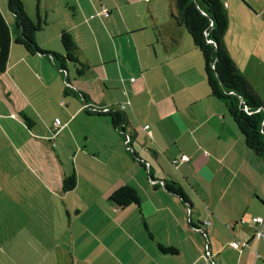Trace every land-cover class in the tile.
I'll list each match as a JSON object with an SVG mask.
<instances>
[{
    "label": "crops",
    "instance_id": "1",
    "mask_svg": "<svg viewBox=\"0 0 264 264\" xmlns=\"http://www.w3.org/2000/svg\"><path fill=\"white\" fill-rule=\"evenodd\" d=\"M28 1L23 0L27 12ZM32 1L33 19L45 20L35 36L39 46L62 53V30L73 35L87 67L72 80L66 63L72 86L91 103H125V133L108 116L88 114L79 96L63 102L68 111L74 108L69 123L81 112L94 118L88 137L96 141L92 132L99 131L97 142L105 149L86 144L94 157L83 171L88 184L83 200L71 204V190L27 169L25 142L13 147L6 139L9 149L0 146V264H264V236L255 237L252 220L264 215V158L246 145L225 103L211 94L202 54L186 28L169 17L168 0H160L157 11L148 4V13L137 0H60L72 10V20H61L54 31L49 17L56 5ZM223 1L229 12L230 1ZM240 2L248 10L243 20L250 19V6ZM103 5L108 16L97 14ZM231 19L229 12L227 49L264 101V18L262 41L247 24L229 35ZM56 69L44 55L13 43L0 73L3 115L14 113L11 101L26 113L28 105L43 103V94L58 103L65 83ZM72 172L76 188L80 179ZM171 181L188 202L166 188ZM123 185L138 191V205L118 207L108 200ZM235 239L250 245L235 248ZM160 245L175 251L163 252ZM207 247L211 259L204 255Z\"/></svg>",
    "mask_w": 264,
    "mask_h": 264
},
{
    "label": "trees",
    "instance_id": "2",
    "mask_svg": "<svg viewBox=\"0 0 264 264\" xmlns=\"http://www.w3.org/2000/svg\"><path fill=\"white\" fill-rule=\"evenodd\" d=\"M178 11L174 15L176 22L186 28L193 43L200 50L206 80L210 92L222 100L234 119L238 129L244 136L246 145L257 155L264 158V101L254 90L246 76L240 71L225 44V34L229 26V12L223 0H175ZM11 18H7L0 8V73L4 72L11 57L12 44L22 47L28 54H42L48 58L64 77V94L79 96L87 106L88 114L108 116L112 125L124 134L126 114L124 110L111 105L104 110L102 104L91 105L89 96L75 89L67 74L66 63L74 64L76 74L82 75L86 65L77 54L78 45L73 35L61 32L63 52L46 51L36 41L37 31L43 28L45 20L33 19L24 8L23 0H6ZM23 116L30 120L25 113ZM31 121V120H30ZM77 178L75 172L64 175L63 191L75 188ZM166 188L188 202L187 195L175 182L165 184ZM114 205L125 207L139 204L138 191L123 185L114 190L108 197ZM163 252H174L175 248L160 245Z\"/></svg>",
    "mask_w": 264,
    "mask_h": 264
},
{
    "label": "rangeland",
    "instance_id": "3",
    "mask_svg": "<svg viewBox=\"0 0 264 264\" xmlns=\"http://www.w3.org/2000/svg\"><path fill=\"white\" fill-rule=\"evenodd\" d=\"M50 1L52 5H56V12L54 14H51V16L49 17L50 22L55 21L49 26L50 29L54 31L60 26L61 20L64 21L66 20V18L67 20H72L73 12L65 4L60 5V0ZM138 1L139 5H137V7H139L141 11L145 9L146 13H148V4H150V10H153L154 7L155 11H157L163 7L160 0H137V2ZM229 1V12L231 13L232 18L229 35H231L233 31L240 33L239 30H243V28L239 27L247 24V29L251 30L253 37L255 39H258L259 41H262V18H264V16L262 17V12H264V0H242L250 6V10L253 13L247 14L251 16V18L248 20H243L244 18L242 13L243 11L247 12L248 10L241 4V0ZM28 3V12L30 14L28 15L34 18L36 14L34 10V1L29 0ZM0 8L7 16V18H11L6 5V0H0ZM177 11L178 8L176 5V1L168 0V15L171 19H174L173 14H176ZM98 13L99 12H97V14ZM105 16L108 15L105 14ZM50 33L51 32L49 30L46 35L50 37ZM16 47L17 49H22V47L20 46ZM69 65L71 66L72 80H74L76 79L74 64L69 63ZM34 84V89H37L38 84H36V82H34ZM41 88L45 90L44 86H41ZM41 92L42 91H38V93ZM0 95H2L1 89ZM3 96L4 98H7L5 94ZM12 98L18 100V98L15 96H13ZM65 100L71 101L73 99L70 97V95H65L62 93L58 97V103L60 104L61 102V104L63 105H57L58 103H54L50 95L46 96L45 94H43L42 101L45 106H42L43 103L37 101L39 106L30 104L25 111V114L31 121L27 120L23 116L22 113L24 112H21L13 101H11V107L8 109L9 111L11 110L14 113H11L10 116H4L3 104L0 100V146L4 145L6 150L9 149L7 148L8 145L6 144L7 138L10 139L11 146L13 147L21 146L20 142H25V151L27 156L25 163L27 169L31 170L36 175H43L44 179L48 180L49 183L53 185L61 184L64 174H70L72 172V169L75 168L80 182L76 188L68 192V201L69 203H77L83 200L84 190L86 189L85 187L88 184V181L85 179L88 176L87 174H83L84 167L86 166L85 163L88 159H94V157L90 158V156L88 155L89 152L85 148L86 144L88 143L90 146V144L93 143L97 150L101 153H103L105 149L101 147L102 144L97 142L101 136L99 134V131L92 132L93 134H96V141L88 137L91 135V130L89 131V122L93 121L94 118L88 116L84 112H81L79 116H77L71 123L68 122V116H72V114L74 113V108L72 109V112L68 111L63 103ZM48 105L49 107H46ZM39 109H41V111H39ZM73 117L71 118V120L73 119ZM47 135H50V138L52 140H48ZM12 151L14 150L12 149ZM12 151H10V153L13 158ZM12 161L13 159L11 160V163ZM77 167L80 168V173ZM97 179H99V177H97Z\"/></svg>",
    "mask_w": 264,
    "mask_h": 264
},
{
    "label": "built area",
    "instance_id": "4",
    "mask_svg": "<svg viewBox=\"0 0 264 264\" xmlns=\"http://www.w3.org/2000/svg\"><path fill=\"white\" fill-rule=\"evenodd\" d=\"M99 13L107 15V14H109V8L106 5H103V7ZM90 104L93 105V103H90ZM85 106H87V104ZM96 106L97 105H93V107H96ZM110 106L111 105H104L103 109L108 110ZM115 106H117L121 110H124L126 105H125V103H118ZM145 127L147 128V131L149 133L152 132V130L150 129L148 124ZM186 158H187L186 154L181 155V159H186ZM252 220L257 223L256 231H255V237H257V238L263 237L264 232H263L261 226L264 225V215H262V216L261 215H255L252 217ZM242 244L243 245H250V242H245V241L236 240V239L231 241V245L234 246L235 248H239ZM254 252H255L256 257H260V253H259L258 249H254ZM204 255L206 258L211 259V251L208 247H207ZM212 264H215V262L213 260H212Z\"/></svg>",
    "mask_w": 264,
    "mask_h": 264
}]
</instances>
